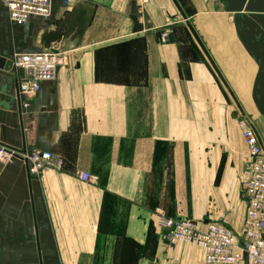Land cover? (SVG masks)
Listing matches in <instances>:
<instances>
[{
  "label": "crops",
  "instance_id": "0c3cea01",
  "mask_svg": "<svg viewBox=\"0 0 264 264\" xmlns=\"http://www.w3.org/2000/svg\"><path fill=\"white\" fill-rule=\"evenodd\" d=\"M46 51L54 80L19 98L9 60ZM0 58V145L63 164L0 163V264H200L159 216L241 233L235 121L264 128V0H53L22 25L0 3Z\"/></svg>",
  "mask_w": 264,
  "mask_h": 264
},
{
  "label": "built area",
  "instance_id": "2783aa9c",
  "mask_svg": "<svg viewBox=\"0 0 264 264\" xmlns=\"http://www.w3.org/2000/svg\"><path fill=\"white\" fill-rule=\"evenodd\" d=\"M53 0H0L8 12L9 21L22 25L30 18L50 16ZM72 0H61L63 7ZM167 34L161 35L165 42ZM63 64L62 53H15L9 60L10 68L23 75L17 78V96L24 98L36 93L42 82L54 80ZM242 138L247 150V175L241 185L246 201L242 231L235 234L230 228L214 222L192 223L186 219L157 218V226L170 244L186 243L202 252L200 264H264V154L257 137L251 130H244ZM18 157L30 176H37L44 169L59 172L62 160L51 152L33 151L15 153L0 145V163ZM78 179L90 183L92 178L80 173Z\"/></svg>",
  "mask_w": 264,
  "mask_h": 264
},
{
  "label": "rangeland",
  "instance_id": "374dc122",
  "mask_svg": "<svg viewBox=\"0 0 264 264\" xmlns=\"http://www.w3.org/2000/svg\"><path fill=\"white\" fill-rule=\"evenodd\" d=\"M164 33H166L167 34V37H169L170 30H166V31L165 30H162V34H164ZM167 40H168V38L166 39V41ZM48 52H51V51H48ZM52 53H55V52H52ZM240 111H241V113L238 114L239 115V117H238L239 119L237 118V121H235L237 131L238 130L240 131L241 137H242V132L244 130H251L255 134V136L257 137L258 142H259V144L261 146L262 152L264 154V128L260 125L261 124V121L259 120V118L257 116H254V115L251 116V115H249L246 110H240ZM167 243L169 245H174V244H170L169 242H167ZM175 244H177V243H175ZM178 244H186V243L180 242ZM186 245H189V244H186ZM189 246H191V245H189ZM193 264H195V263H193Z\"/></svg>",
  "mask_w": 264,
  "mask_h": 264
},
{
  "label": "water",
  "instance_id": "95a60500",
  "mask_svg": "<svg viewBox=\"0 0 264 264\" xmlns=\"http://www.w3.org/2000/svg\"><path fill=\"white\" fill-rule=\"evenodd\" d=\"M4 65H5V61L0 58V67H3ZM192 223H194V222H192Z\"/></svg>",
  "mask_w": 264,
  "mask_h": 264
}]
</instances>
